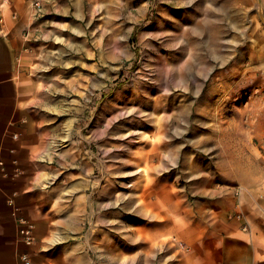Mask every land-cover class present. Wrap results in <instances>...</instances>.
Listing matches in <instances>:
<instances>
[{
	"label": "rangeland",
	"instance_id": "rangeland-1",
	"mask_svg": "<svg viewBox=\"0 0 264 264\" xmlns=\"http://www.w3.org/2000/svg\"><path fill=\"white\" fill-rule=\"evenodd\" d=\"M75 1L29 0L30 118L41 192H54L40 210L59 239L47 232L42 264H243L237 240L264 234V0ZM223 1L224 62L204 51L187 84L162 85ZM238 67L261 83L233 80Z\"/></svg>",
	"mask_w": 264,
	"mask_h": 264
},
{
	"label": "crops",
	"instance_id": "crops-1",
	"mask_svg": "<svg viewBox=\"0 0 264 264\" xmlns=\"http://www.w3.org/2000/svg\"><path fill=\"white\" fill-rule=\"evenodd\" d=\"M33 13L29 0H0V264H23L20 258L24 254L32 255L33 264H42L47 232H51L50 241L58 238L52 235L53 222L40 210L43 198L52 202L54 192H41L42 165L35 151L40 138L34 135L36 128L30 118L32 82L27 72L32 57L25 32L31 27ZM20 218L36 228L32 248L20 240ZM239 239L237 243L244 241L247 254L243 264H264V234L251 241L244 236ZM232 258L231 263L239 261Z\"/></svg>",
	"mask_w": 264,
	"mask_h": 264
},
{
	"label": "bare ground",
	"instance_id": "bare-ground-1",
	"mask_svg": "<svg viewBox=\"0 0 264 264\" xmlns=\"http://www.w3.org/2000/svg\"><path fill=\"white\" fill-rule=\"evenodd\" d=\"M241 3V5H245L247 2L244 0H240L239 1ZM260 6H258L261 10L264 9V2L262 3V5L260 3H258ZM74 7L76 9V11L78 12L80 9V3L79 0L75 1ZM230 9L229 4L225 1L221 2L219 10H218V14H217V20L216 21H208L210 22L211 25H209L208 28V23L206 22L204 25L200 26V28H197L196 30H198V33H201V35L206 34L207 40L202 42L203 46L198 49V50H193L192 54H190V59L185 63V66L183 68H180V71H176L175 68H169V69H164V70H159V77L161 79V83L162 85H164L165 87L169 88L172 86H180L181 84H187L188 80L190 79V75L191 73H195L197 71V59H195V57H198L199 54H203V52L205 51L208 56L210 57V61L214 62V63H220V62H224V58L225 55L223 53H221V43L219 41V34L221 33V28L218 26V23H220L222 20H229L230 17L226 16L228 11ZM211 10V9H210ZM209 10V11H210ZM259 13V12H258ZM261 13V12H260ZM216 22V23H215ZM213 24V25H212ZM244 33V32H242ZM209 36V37H208ZM245 34H240V39L245 38ZM208 38L210 39V42L208 40ZM232 43H236V42H232ZM248 56V52L246 51H242L240 54V58L243 61V63L245 64V62L249 63V64H253L256 63L257 61V56H253L252 59L247 58ZM201 60V59H199ZM206 63V62H204ZM208 65H206L207 68ZM243 67H238V68H232L231 70V77L233 80H239L241 82H245V81H250L251 77H253L255 79V83H261V73L258 72H254L253 74H250L249 72H241ZM165 72V73H163ZM240 85L238 84V86L236 87V89L239 87ZM233 92V91H232ZM231 92V93H232ZM232 97H234V94H231ZM172 102V106L174 108L173 113H176V116L173 117V121H181L183 115L186 112V105L184 103L181 102H177V98L173 97L171 99ZM209 102H211L209 100ZM243 111V110H242ZM253 118V119H257V120H261V106L256 107L252 113L251 116H248V119ZM159 123V122H158ZM161 123L165 126L166 124H168L166 121H161ZM167 127L169 128V124L167 125ZM177 136V134L175 135ZM147 137H145L146 139ZM149 152L145 153L144 158L148 157ZM165 163V165L168 167L169 163L168 161L163 162ZM167 167H163V171H167L168 168ZM261 166H257L256 169ZM225 171L229 169V165L226 164V166L224 167ZM186 174V169L184 168L183 170ZM189 175L191 178H193V180H196V175H192L189 171H188ZM44 180V179H43ZM210 181H207V187H209ZM198 184V183H196ZM144 188H147V185L144 186ZM129 205L131 206V201H129ZM147 204V201H146ZM58 238H54L52 240V243H57L58 242ZM200 248H197L195 251L199 252Z\"/></svg>",
	"mask_w": 264,
	"mask_h": 264
},
{
	"label": "built area",
	"instance_id": "built-area-1",
	"mask_svg": "<svg viewBox=\"0 0 264 264\" xmlns=\"http://www.w3.org/2000/svg\"><path fill=\"white\" fill-rule=\"evenodd\" d=\"M19 226V236L22 244L27 248L34 247L36 244V234L33 224L24 218H20ZM20 260L23 264H33L31 254L22 255Z\"/></svg>",
	"mask_w": 264,
	"mask_h": 264
}]
</instances>
